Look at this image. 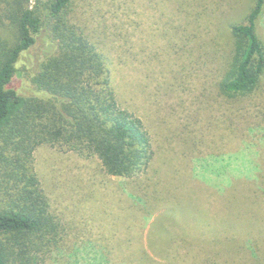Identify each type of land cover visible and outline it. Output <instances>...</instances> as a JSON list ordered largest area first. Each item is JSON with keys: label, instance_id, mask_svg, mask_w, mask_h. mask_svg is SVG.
Returning a JSON list of instances; mask_svg holds the SVG:
<instances>
[{"label": "rangeland", "instance_id": "rangeland-1", "mask_svg": "<svg viewBox=\"0 0 264 264\" xmlns=\"http://www.w3.org/2000/svg\"><path fill=\"white\" fill-rule=\"evenodd\" d=\"M255 3L74 0L73 21L112 60L119 102L143 119L154 157L132 176H112L96 157L38 146L28 167L64 237L36 264H264V77L262 110L254 103L240 118V128L254 129L250 138L234 129L238 119L231 122L215 88L231 27ZM258 31L264 41V12ZM31 73L22 60L14 81L21 93L36 91ZM169 210L166 229L155 230Z\"/></svg>", "mask_w": 264, "mask_h": 264}, {"label": "trees", "instance_id": "trees-1", "mask_svg": "<svg viewBox=\"0 0 264 264\" xmlns=\"http://www.w3.org/2000/svg\"><path fill=\"white\" fill-rule=\"evenodd\" d=\"M73 3L0 0V264H36L64 237L37 171L28 167L38 146L96 157L112 176H132L154 157L143 119L119 102L112 60L73 21ZM263 12L264 0H256L246 22L231 27L233 45L221 54L222 72L215 81L216 97L229 104L231 122L238 119L234 129L249 138L255 131L250 135V126L240 128L245 124L240 118L248 117L254 103L262 110L256 92L264 77L258 31ZM218 53L208 58L217 62ZM22 60L32 68V93L14 86ZM200 101L201 107L191 110L197 119L206 102ZM220 168L215 167L218 174ZM173 215V210L162 214L155 230L164 231L163 222Z\"/></svg>", "mask_w": 264, "mask_h": 264}]
</instances>
